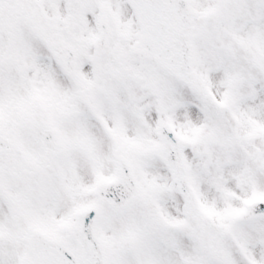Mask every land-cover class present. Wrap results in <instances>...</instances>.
<instances>
[{"label":"snow or ice","instance_id":"1","mask_svg":"<svg viewBox=\"0 0 264 264\" xmlns=\"http://www.w3.org/2000/svg\"><path fill=\"white\" fill-rule=\"evenodd\" d=\"M0 264H264V0H0Z\"/></svg>","mask_w":264,"mask_h":264}]
</instances>
